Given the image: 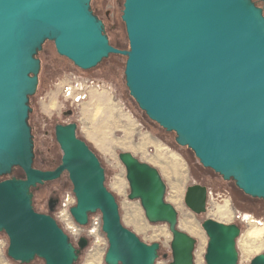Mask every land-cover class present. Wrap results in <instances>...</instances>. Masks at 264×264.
Returning a JSON list of instances; mask_svg holds the SVG:
<instances>
[{
  "label": "water",
  "instance_id": "water-1",
  "mask_svg": "<svg viewBox=\"0 0 264 264\" xmlns=\"http://www.w3.org/2000/svg\"><path fill=\"white\" fill-rule=\"evenodd\" d=\"M122 20L130 50L110 45L91 0H0V233L8 257L21 264H76L89 246L75 245L58 221L34 208L33 189L68 173L76 197L70 210L87 226L101 213L109 247L106 264H155L161 245L144 243L125 227L106 171L77 123L58 124L63 156L55 170L35 168L30 98L37 94L38 50L53 41L57 53L83 71L111 54L127 57L126 86L150 120L189 148L206 169L235 181L244 194L264 200V11L252 0H124ZM130 186L151 224H167L173 236L170 264H195L197 240L181 231L178 211L166 201L160 172L133 154L119 155ZM207 187L187 189L185 203L207 212ZM54 200H51L53 210ZM206 264H238V224L206 220ZM251 264H264V254Z\"/></svg>",
  "mask_w": 264,
  "mask_h": 264
},
{
  "label": "rangeland",
  "instance_id": "rangeland-1",
  "mask_svg": "<svg viewBox=\"0 0 264 264\" xmlns=\"http://www.w3.org/2000/svg\"><path fill=\"white\" fill-rule=\"evenodd\" d=\"M107 8L118 18L121 41L128 45L125 25L121 20L123 7L117 0H111ZM50 59L54 67L43 70L38 92L30 103L32 112L29 122L33 126L35 168L55 170L61 164L63 152L57 143L54 127L58 123H77L78 136L89 144L105 168L106 186L117 198L125 227L144 243L161 245L155 264L172 263L173 236L167 224H151L147 220L140 201L129 200L126 169L119 159L124 152L159 170L167 185L166 201L178 211L179 229L197 240L195 264H206L209 238L202 225L209 219L241 227L242 234L237 241L238 264H251L255 257L264 254V200L247 196L238 189L235 181H225L211 169L204 168L189 148L177 144L175 133H168L148 118L126 86V58L119 59L114 66L106 60L89 71H83L68 59L60 57L54 48L50 50ZM67 87L71 88L70 93L66 91ZM78 98L82 99L78 102ZM72 107L75 116L64 117L63 112ZM173 163L183 177L179 183L182 193L179 204L173 199ZM15 175H23V171L16 168ZM6 179L0 177V182ZM193 185L208 189L205 214L196 215L185 203L187 189ZM33 194L34 208L39 213L48 211L51 197L61 199L56 220L77 245L67 227V213L62 207L66 197L74 194L68 173L56 181L38 186ZM188 221L194 222L197 233L189 228ZM8 248V236L0 233V264H21L8 257ZM107 250L104 248L95 256L88 248L81 253L76 264H106ZM31 264H44V261L37 258Z\"/></svg>",
  "mask_w": 264,
  "mask_h": 264
},
{
  "label": "flooded vegetation",
  "instance_id": "flooded-vegetation-1",
  "mask_svg": "<svg viewBox=\"0 0 264 264\" xmlns=\"http://www.w3.org/2000/svg\"><path fill=\"white\" fill-rule=\"evenodd\" d=\"M117 1L120 3V5L123 7V10H124V0H117ZM252 1L256 4V6L262 8L264 11V0H252ZM109 3H111V0H91V11L93 12L94 16H96L99 20H101L103 22L104 27H105V33L108 36L110 45L113 46L114 48L118 49V50L128 51V50H130L129 40H128V45H124L122 43L119 20L116 17V15L111 10H109L107 8ZM123 10H122V12H123ZM121 20H122V16H121ZM122 22H123V20H122ZM123 24H124V22H123ZM125 29H126V27H125ZM127 38H128V36H127ZM51 48H54L56 50L54 42L50 41V40H46L43 43L42 48L40 50H38L37 55H36V58L39 59L40 63H41V69H40V74H39V85L41 82V75H42L43 70L44 69H50V68L54 67L52 65V62L50 59ZM56 52H57V50H56ZM60 57H62V56H60ZM122 58H126V60H127V57H125V56L111 54L109 56V58L103 60V62L106 60L111 61V66H114L116 63H118L119 59H122ZM38 89H39V86H38ZM68 105H70V104H68ZM63 115L66 118H73L75 116V111H74L73 107L65 110L63 112ZM70 123H74V122L58 123V124L67 125ZM29 124H30V122H29ZM58 124H56V125H58ZM56 125H55V127H56ZM30 126H31L32 134H33V126L31 124H30ZM55 127H54V129H55ZM34 166H35V164H34ZM37 169L47 171L43 168H37ZM51 200H54L53 210H51V206H50ZM60 205H61V199L59 197H57V196L51 197L49 200V203H48V211L46 213H42V214L50 215L56 219L55 215L58 212Z\"/></svg>",
  "mask_w": 264,
  "mask_h": 264
},
{
  "label": "built area",
  "instance_id": "built-area-1",
  "mask_svg": "<svg viewBox=\"0 0 264 264\" xmlns=\"http://www.w3.org/2000/svg\"><path fill=\"white\" fill-rule=\"evenodd\" d=\"M66 91L70 93L71 88L67 87ZM80 99L82 98H78L77 101L79 102ZM75 204H76V197L74 194L72 196H67L65 201L62 203V207L64 208V213L65 212L67 213L66 216L67 227L70 230L71 234L74 236V239L77 243L82 237H86L89 240L88 248L90 252H92V254L95 256L99 255V253L102 252L104 248L109 247L108 239L105 233L103 232L102 215L101 213L91 215L89 218L88 225L80 226L75 222L70 212V209ZM69 218L70 220H68Z\"/></svg>",
  "mask_w": 264,
  "mask_h": 264
},
{
  "label": "bare ground",
  "instance_id": "bare-ground-1",
  "mask_svg": "<svg viewBox=\"0 0 264 264\" xmlns=\"http://www.w3.org/2000/svg\"><path fill=\"white\" fill-rule=\"evenodd\" d=\"M174 164V163H173ZM178 164V163H177ZM181 164V163H179ZM181 167V165L179 166ZM183 169V168H182ZM172 172V171H171ZM183 173V172H182ZM173 179H174V183H173V199H174V202L179 204L180 203V198H181V184L179 185L180 182L183 181V177H182V174L180 173V170L177 168V166H175L174 164V167H173ZM188 226L193 232L197 233V227L196 225L194 224L193 221H188ZM262 230V229H261ZM259 231V230H258ZM251 234H255V233H251ZM257 234V233H256ZM254 236V235H253Z\"/></svg>",
  "mask_w": 264,
  "mask_h": 264
},
{
  "label": "trees",
  "instance_id": "trees-1",
  "mask_svg": "<svg viewBox=\"0 0 264 264\" xmlns=\"http://www.w3.org/2000/svg\"><path fill=\"white\" fill-rule=\"evenodd\" d=\"M32 98H33V97L30 98V103H31V99H32ZM43 169H44V168H43ZM6 177H7V179L14 178V177H16V178H23V177H24V173H23V175H15V169H14L11 175H9V176H5V177H3V178H6ZM33 190H34V189H33Z\"/></svg>",
  "mask_w": 264,
  "mask_h": 264
}]
</instances>
